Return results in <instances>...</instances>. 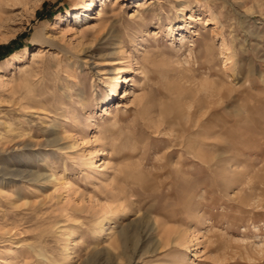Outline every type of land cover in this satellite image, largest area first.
Listing matches in <instances>:
<instances>
[{"label": "rangeland", "instance_id": "obj_1", "mask_svg": "<svg viewBox=\"0 0 264 264\" xmlns=\"http://www.w3.org/2000/svg\"><path fill=\"white\" fill-rule=\"evenodd\" d=\"M0 264H264V0H0Z\"/></svg>", "mask_w": 264, "mask_h": 264}]
</instances>
